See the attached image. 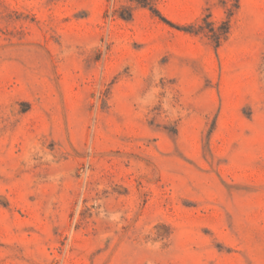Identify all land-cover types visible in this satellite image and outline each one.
<instances>
[{
    "label": "rangeland",
    "instance_id": "obj_1",
    "mask_svg": "<svg viewBox=\"0 0 264 264\" xmlns=\"http://www.w3.org/2000/svg\"><path fill=\"white\" fill-rule=\"evenodd\" d=\"M0 264H264V0H0Z\"/></svg>",
    "mask_w": 264,
    "mask_h": 264
},
{
    "label": "trees",
    "instance_id": "obj_2",
    "mask_svg": "<svg viewBox=\"0 0 264 264\" xmlns=\"http://www.w3.org/2000/svg\"><path fill=\"white\" fill-rule=\"evenodd\" d=\"M225 32V31H224Z\"/></svg>",
    "mask_w": 264,
    "mask_h": 264
}]
</instances>
